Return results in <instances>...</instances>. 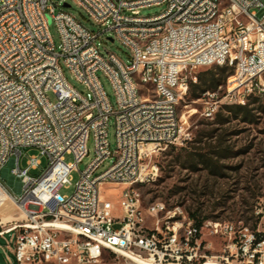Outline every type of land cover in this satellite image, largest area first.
I'll list each match as a JSON object with an SVG mask.
<instances>
[{
    "label": "built area",
    "instance_id": "2783aa9c",
    "mask_svg": "<svg viewBox=\"0 0 264 264\" xmlns=\"http://www.w3.org/2000/svg\"><path fill=\"white\" fill-rule=\"evenodd\" d=\"M74 1L104 32L115 33L130 51L129 63L103 55L96 45L102 32L49 0H0V208L9 201L23 216L9 226L0 219V237L11 234L6 247L0 245L4 261L12 253L19 264H96L105 255L129 257L134 264H264L261 230L220 220L199 227L179 206L168 208L160 200L145 206L139 190L157 179L153 158L159 150L191 139L178 104L196 82L192 70L239 61L223 100L205 101V117L213 118L220 103L245 104L252 93L264 95V14L258 15L264 0ZM162 5L159 14H141ZM49 20L60 33L61 52ZM246 51H255V58H246ZM60 57L92 100L67 82ZM113 60H121V68H111ZM99 71L113 86L116 108ZM217 94L206 92L201 99ZM90 134L94 157L80 171L78 164L90 155ZM22 148L38 151L25 166ZM43 156L47 167L31 175ZM113 156V164L96 174ZM2 170L20 179V195L11 192ZM73 171L80 173L74 191L61 195ZM105 186L122 187L117 204L103 194Z\"/></svg>",
    "mask_w": 264,
    "mask_h": 264
},
{
    "label": "rangeland",
    "instance_id": "374dc122",
    "mask_svg": "<svg viewBox=\"0 0 264 264\" xmlns=\"http://www.w3.org/2000/svg\"><path fill=\"white\" fill-rule=\"evenodd\" d=\"M51 4L59 5L57 9H64L77 18L84 26L96 34L101 35L96 40V45L102 54H115L123 62L129 63L131 54L129 49L115 37L111 30L104 32L105 27L91 21L86 11L81 8L74 0H49ZM64 3L69 4L65 7ZM165 5L152 6L141 10L143 16H153L163 12ZM264 10H258L261 17ZM52 40L57 52H61V36L54 22L48 25ZM109 37L114 40L111 41ZM246 58H255V51H246ZM59 64L67 82L77 89L83 96L92 100L93 94L86 85L78 82L71 71L65 65L63 58L60 57ZM212 67V66H211ZM211 67H202L191 71V76L196 77L200 72ZM232 67L239 68V61H232ZM109 100L116 108V97L113 86L106 75L99 71L97 73ZM194 82V81H191ZM226 83L216 91L217 97H206L204 99L194 98L190 91L180 100L178 113L187 122L191 139L183 145L168 146L159 150L154 156V162L159 166V175L153 182L139 187L143 203L147 206L155 200L163 201L168 208L181 207L188 214L194 212L200 218L208 220L231 221L237 226L246 225L253 230H261L264 233V95L258 92L253 95V99L258 98L257 102L251 106V121H243L229 117L224 125L215 124L214 117L208 118L203 115L205 101L223 100L224 92L227 89ZM191 86V83H190ZM190 89V88H189ZM205 96V93L202 97ZM258 96V97H256ZM49 99L57 102L56 95L50 91ZM222 106L223 103H220ZM109 140L111 151L116 149L115 118L111 117L109 122ZM87 148L90 155L82 159L78 164L80 171H83L94 157V138L88 136ZM227 150V151H226ZM20 164L25 166L30 156L38 154L34 148L20 149ZM214 152L222 154L216 156L213 161L216 168L214 171L204 169L203 165L191 166L190 159L198 155H212ZM219 154V155H220ZM14 155L13 158H15ZM68 162L73 161L72 155H66ZM115 161V157L108 159L96 172L100 174L105 171ZM48 165L47 157H41V165L33 169L30 174L39 176ZM6 169H11L7 164ZM4 182L9 186L11 192L20 195V179L11 178L5 170L1 171ZM80 178L78 171H73L70 175V184L61 187V195L69 196L73 193L76 183ZM122 187L111 191L109 186L102 189L103 194L115 204L119 201ZM11 207V208H10ZM4 207L0 208V219L2 226H9L8 221L21 222L22 213L14 205H10L8 211L10 217H3ZM8 220V221H7ZM2 227H0V230ZM11 234L5 238L0 237V245L5 248L7 240ZM0 253L3 250L0 248ZM11 259H7L0 264H19L15 261L14 255L10 253ZM96 264H134L131 260L121 256L105 255L103 260Z\"/></svg>",
    "mask_w": 264,
    "mask_h": 264
},
{
    "label": "trees",
    "instance_id": "16d2710c",
    "mask_svg": "<svg viewBox=\"0 0 264 264\" xmlns=\"http://www.w3.org/2000/svg\"><path fill=\"white\" fill-rule=\"evenodd\" d=\"M235 67L230 66H212L208 70L200 72L197 75V81L191 82L190 86V94L194 98H202L203 94L206 92H216L218 88L222 87L229 76L234 73ZM252 93L248 96L247 101L245 104H223L220 106L219 110L215 113L214 116V123L224 125L229 120V117H234L235 119H242L243 121H251V106L252 104L256 103L258 98L253 99ZM258 97V96H256ZM227 151V150H226ZM218 152H214L212 155L214 156H207V155H198L195 158H191V166L194 164L196 167L198 164L203 165L204 169L214 171L213 168H216L215 162L213 161L214 157L220 156L222 154ZM193 161V162H192ZM189 215L195 220L197 226H201L204 221L208 220V218H200L194 212H189Z\"/></svg>",
    "mask_w": 264,
    "mask_h": 264
},
{
    "label": "bare ground",
    "instance_id": "6f19581e",
    "mask_svg": "<svg viewBox=\"0 0 264 264\" xmlns=\"http://www.w3.org/2000/svg\"><path fill=\"white\" fill-rule=\"evenodd\" d=\"M111 68H121V60L111 61ZM10 205H13V204L11 202L7 201L3 206L4 208H3L2 212H3V217H5V218H8L11 216L9 211H8V208ZM128 259H129V257H128Z\"/></svg>",
    "mask_w": 264,
    "mask_h": 264
},
{
    "label": "water",
    "instance_id": "95a60500",
    "mask_svg": "<svg viewBox=\"0 0 264 264\" xmlns=\"http://www.w3.org/2000/svg\"><path fill=\"white\" fill-rule=\"evenodd\" d=\"M64 6H65V7H69L70 5L67 4V3H64ZM49 22H51V20H49ZM109 39H110L111 41L114 40L112 37H109ZM0 262H2V263L5 262L4 259H3V257H2V255H1V253H0Z\"/></svg>",
    "mask_w": 264,
    "mask_h": 264
}]
</instances>
